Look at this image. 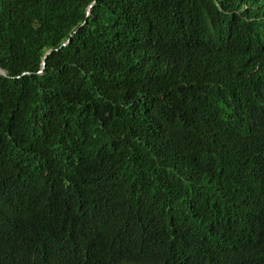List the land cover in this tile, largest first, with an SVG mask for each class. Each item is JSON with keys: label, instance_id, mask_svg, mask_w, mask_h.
<instances>
[{"label": "trees", "instance_id": "1", "mask_svg": "<svg viewBox=\"0 0 264 264\" xmlns=\"http://www.w3.org/2000/svg\"><path fill=\"white\" fill-rule=\"evenodd\" d=\"M0 66V264H264V0H0Z\"/></svg>", "mask_w": 264, "mask_h": 264}, {"label": "water", "instance_id": "2", "mask_svg": "<svg viewBox=\"0 0 264 264\" xmlns=\"http://www.w3.org/2000/svg\"><path fill=\"white\" fill-rule=\"evenodd\" d=\"M93 3H94V1L90 2L89 5H87V7H86V13L89 12L90 7H91V5H93ZM65 42H66V41H65ZM65 42H64V43H65ZM50 51H51V49H48L47 52L44 54L43 59H42V61H41V68H40L39 71H42V69L44 68V66H45V56H46L47 53H49ZM0 73H2V74H6L5 69L2 68L1 66H0Z\"/></svg>", "mask_w": 264, "mask_h": 264}]
</instances>
